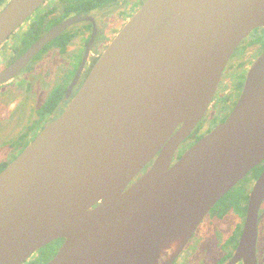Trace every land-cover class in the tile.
<instances>
[{"label":"water","instance_id":"1","mask_svg":"<svg viewBox=\"0 0 264 264\" xmlns=\"http://www.w3.org/2000/svg\"><path fill=\"white\" fill-rule=\"evenodd\" d=\"M41 1L9 0L0 44ZM255 28H264V0H146L64 111L0 172V264H24L57 239L44 264H170L216 201L264 158L263 49L226 118L173 162ZM263 196L264 171L231 264H256Z\"/></svg>","mask_w":264,"mask_h":264},{"label":"flooded vegetation","instance_id":"2","mask_svg":"<svg viewBox=\"0 0 264 264\" xmlns=\"http://www.w3.org/2000/svg\"><path fill=\"white\" fill-rule=\"evenodd\" d=\"M145 1L42 0L0 44L1 77L33 43L49 30L69 21L15 70L0 78V172L64 111L103 50ZM8 2L0 0V11ZM247 37L230 56L207 108L213 106L215 94H222L224 110L215 116L217 122L213 124L215 117H205V112L178 146L173 162L223 121L233 108L247 70L264 49V45L255 41L256 37L248 39V45H245L243 41ZM232 75L236 76L234 80H231ZM231 81H239L241 89L232 88L228 84ZM263 171L264 158L216 201L170 264H231L245 221L250 192ZM62 242L63 239H57L48 243L54 245V250L40 264L52 258ZM255 259L256 264H264V196L257 213ZM232 264L245 262L240 258Z\"/></svg>","mask_w":264,"mask_h":264},{"label":"rangeland","instance_id":"3","mask_svg":"<svg viewBox=\"0 0 264 264\" xmlns=\"http://www.w3.org/2000/svg\"><path fill=\"white\" fill-rule=\"evenodd\" d=\"M263 36H264V28L263 29L261 28L259 30H255L254 32H251L248 35L247 39L243 42L245 43V45L246 44L248 45L247 40L251 39L253 37L254 38L256 37L255 41L258 42V44L263 46L264 45ZM238 53H239V50L235 55H237ZM235 78H236V76L232 75L231 80H234ZM235 83H236V81L234 83L232 81H231V83L228 82V84H230V86L232 88L234 87V88H237L238 90L241 89V85L239 84L240 82L238 81L236 84ZM224 99L225 98L222 96V94H217V95L215 94L214 99H213V106L209 107V109L206 111L205 117H208V118L215 117V116L217 117L219 115L220 111H222V109H223L221 104L224 102ZM216 117L214 118L213 124H215L217 122ZM51 247H54V245L53 244H47V245L43 246L39 251L33 253L31 255V258L27 259V261H25L24 264H30L31 261H33L34 264H40L48 256L49 252L51 251Z\"/></svg>","mask_w":264,"mask_h":264},{"label":"trees","instance_id":"4","mask_svg":"<svg viewBox=\"0 0 264 264\" xmlns=\"http://www.w3.org/2000/svg\"><path fill=\"white\" fill-rule=\"evenodd\" d=\"M53 250H54V247H51V251H53ZM51 251H50V252H51ZM50 252H49V253H50ZM45 259H46V258H45ZM45 259H44V260H45ZM31 263L34 264L33 261H31ZM31 263H30V264H31ZM41 263H42V262H41Z\"/></svg>","mask_w":264,"mask_h":264}]
</instances>
